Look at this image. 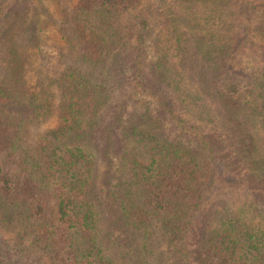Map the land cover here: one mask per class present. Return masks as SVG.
Here are the masks:
<instances>
[{
	"label": "trees",
	"instance_id": "trees-1",
	"mask_svg": "<svg viewBox=\"0 0 264 264\" xmlns=\"http://www.w3.org/2000/svg\"><path fill=\"white\" fill-rule=\"evenodd\" d=\"M68 3L0 48V264H264V0Z\"/></svg>",
	"mask_w": 264,
	"mask_h": 264
},
{
	"label": "rangeland",
	"instance_id": "rangeland-1",
	"mask_svg": "<svg viewBox=\"0 0 264 264\" xmlns=\"http://www.w3.org/2000/svg\"><path fill=\"white\" fill-rule=\"evenodd\" d=\"M64 1L0 0V6L6 5L7 7L5 18L0 22V48L12 37L18 45V49L25 52L24 59L28 69L25 77L30 84L38 82L39 78L52 76L62 65V52L66 49L65 41L59 32L62 18L59 7L61 3L65 5ZM68 2L72 5L77 0H68ZM260 17L261 14H258L255 21ZM9 27L11 28L9 29ZM25 29H27L26 32L30 38L28 41L23 35ZM1 63H6L5 53L2 50H0V65ZM230 81L232 82V80ZM133 104L129 103L130 107L133 108ZM55 119L54 116L38 127L30 125L27 134L28 140L33 139L39 131L54 126ZM9 239L11 238L8 233L0 231V250L8 262L16 261Z\"/></svg>",
	"mask_w": 264,
	"mask_h": 264
}]
</instances>
